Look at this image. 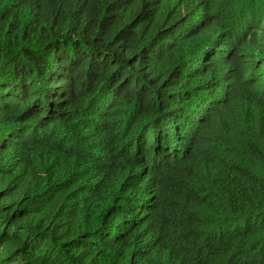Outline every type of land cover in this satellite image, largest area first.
<instances>
[{
	"label": "trees",
	"instance_id": "obj_1",
	"mask_svg": "<svg viewBox=\"0 0 264 264\" xmlns=\"http://www.w3.org/2000/svg\"><path fill=\"white\" fill-rule=\"evenodd\" d=\"M264 0H0V264H264Z\"/></svg>",
	"mask_w": 264,
	"mask_h": 264
},
{
	"label": "rangeland",
	"instance_id": "obj_2",
	"mask_svg": "<svg viewBox=\"0 0 264 264\" xmlns=\"http://www.w3.org/2000/svg\"><path fill=\"white\" fill-rule=\"evenodd\" d=\"M263 25H264V20H263Z\"/></svg>",
	"mask_w": 264,
	"mask_h": 264
}]
</instances>
